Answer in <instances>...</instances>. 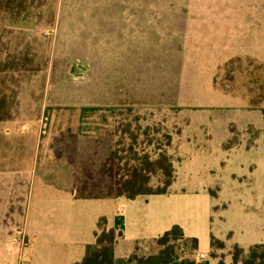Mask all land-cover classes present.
I'll return each instance as SVG.
<instances>
[{"label": "rangeland", "instance_id": "rangeland-1", "mask_svg": "<svg viewBox=\"0 0 264 264\" xmlns=\"http://www.w3.org/2000/svg\"><path fill=\"white\" fill-rule=\"evenodd\" d=\"M0 97L11 116L0 120V170L26 179L24 154L45 150L60 127L52 148L82 179L114 153L128 167L135 154L165 152L176 167L169 203L208 257L183 241L177 253L212 264L215 235L229 264L235 244L264 243V147L250 148L261 129L245 111H264V0H0ZM107 108L111 132L69 130ZM30 177L37 185L39 172ZM149 186H163L161 173ZM21 227L1 215L0 241L19 250ZM159 248L151 240L141 253Z\"/></svg>", "mask_w": 264, "mask_h": 264}, {"label": "crops", "instance_id": "crops-1", "mask_svg": "<svg viewBox=\"0 0 264 264\" xmlns=\"http://www.w3.org/2000/svg\"><path fill=\"white\" fill-rule=\"evenodd\" d=\"M245 111L252 116L247 125L250 127L258 125L261 129L256 135V144L250 148L264 147V111L258 113L257 111L261 110H257V116L254 110ZM251 112L254 116L250 114ZM83 114H86L85 117L69 127L72 133L84 138H96L102 131L111 132L114 128L110 108L88 109ZM64 130L66 128L63 127L54 129L45 150L36 148L24 154L26 160L22 163L28 165L29 175L26 178L28 183L19 167L17 170H13V167L0 170V216L10 217L15 222L21 221L23 229L20 232L27 240L22 252L9 249L0 241V264H15L20 255L24 264L81 262L85 257L87 245L96 240L95 231L102 217L107 219L109 227L115 228L120 234L114 246V255L118 259L130 257L137 251V247L138 253L143 252V243L155 240L175 224L182 226L187 237L198 238V235L188 228L187 218L179 215L177 209L170 204L171 197L174 196L172 186L168 193L140 194L135 198H128L125 195L102 198L78 197L74 189L77 171L73 168L72 161L52 148L54 139L67 132ZM3 172L6 174H2ZM38 172L40 178L36 185V182L33 184L32 181L34 177L30 180V175L37 176ZM15 173L20 174H16L15 177ZM15 191L24 194L20 197L15 196L17 195ZM11 207L16 208V211L13 212ZM212 236L217 238L215 235ZM198 239L199 248L191 255L196 254L197 259L201 260L199 255L204 252L199 251L200 238ZM205 255L207 258V254ZM188 257L191 256H181L170 264H189ZM213 260L212 264H216L217 260L215 258Z\"/></svg>", "mask_w": 264, "mask_h": 264}, {"label": "trees", "instance_id": "trees-1", "mask_svg": "<svg viewBox=\"0 0 264 264\" xmlns=\"http://www.w3.org/2000/svg\"><path fill=\"white\" fill-rule=\"evenodd\" d=\"M6 104L7 99L0 97V120L11 117L6 112ZM112 156L114 163L111 167L100 170L96 177L91 171L87 172L82 179L81 173L77 172L74 189L77 191L78 197L102 198L125 195L128 198H135L140 194L168 193L176 180L174 161L165 152H162L154 160L147 154L142 158L135 154L132 160L138 161V164L128 167L127 164L125 167L119 165L122 157L118 156L117 153L112 154ZM156 173H161L163 176V186L154 190L149 186V181ZM119 235L115 228L108 226L105 217L100 218L95 231V242L87 245L84 259L75 264H170L182 256L177 253L179 241H183L189 248V254H193L199 248V239L187 237L182 226L175 224L155 239L160 247L158 251L141 254L138 253L139 247H137V251L130 257L118 259L114 255V246ZM214 243H217L220 249L225 247L224 241L212 236L211 257L217 260L216 264H227L223 256H218L214 252ZM229 264H264V243L252 244L247 250L240 244H235L232 251V262Z\"/></svg>", "mask_w": 264, "mask_h": 264}, {"label": "built area", "instance_id": "built-area-1", "mask_svg": "<svg viewBox=\"0 0 264 264\" xmlns=\"http://www.w3.org/2000/svg\"><path fill=\"white\" fill-rule=\"evenodd\" d=\"M27 244V240L26 238L22 237L21 239V246L19 251L22 252L23 248L26 246ZM200 259H204L206 257V255L204 253H201L199 255ZM15 264H24L23 259H22V255H20V258L18 259V261Z\"/></svg>", "mask_w": 264, "mask_h": 264}]
</instances>
